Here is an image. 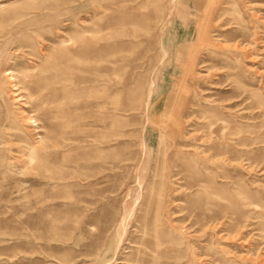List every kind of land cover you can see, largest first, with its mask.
<instances>
[{
    "label": "rangeland",
    "instance_id": "obj_1",
    "mask_svg": "<svg viewBox=\"0 0 264 264\" xmlns=\"http://www.w3.org/2000/svg\"><path fill=\"white\" fill-rule=\"evenodd\" d=\"M136 259L264 264V0H0V264Z\"/></svg>",
    "mask_w": 264,
    "mask_h": 264
},
{
    "label": "bare ground",
    "instance_id": "obj_2",
    "mask_svg": "<svg viewBox=\"0 0 264 264\" xmlns=\"http://www.w3.org/2000/svg\"><path fill=\"white\" fill-rule=\"evenodd\" d=\"M174 3V1H173ZM204 6V5H203ZM175 12H174V11ZM183 11H181L179 9V4L178 2L176 3L175 1V4L172 5V7L165 13V16L161 19V22H160V36L162 37L163 36V39L160 40L161 44H162V51L163 53L161 54V57H160V61H165L166 58H168V55L167 53H169V60H173L175 61L181 54H183L182 52L184 50L187 49V47L189 46L190 44V41H191V37L193 35V28L191 27V25H188L186 24L185 22H183L181 20V18H178L179 15L182 14ZM176 15V16H175ZM173 16L174 19H171L170 20V17ZM176 17V18H175ZM179 19L181 23H177L176 22V19ZM185 19V18H183ZM166 22V23H165ZM176 31V33H174ZM189 31V33L186 35L185 32ZM166 37V40L164 39ZM201 39V38H200ZM199 40V39H198ZM51 48V47H50ZM173 52V53H172ZM182 58V57H180ZM181 61V60H180ZM171 62L170 61H167V64L166 66L164 67V71H165V75L162 77V80L166 79L167 76H168V70H169V66H171ZM188 66V65H187ZM190 66V65H189ZM16 72V71H15ZM14 70L13 69H10V70H7L5 72L6 75H8V77H10L11 80H14L13 82H15L16 80V74H15ZM7 79V78H6ZM19 83L21 82H18L16 81V83H14V85H16V89H19L17 85H19ZM151 83V82H150ZM155 83V80L152 81V83L150 84L149 86V96H148V102H151V99H152V92L154 91V88H155V85H153ZM11 84V83H10ZM13 85V87H14ZM48 87V86H47ZM21 88H24V87H20ZM26 88V87H25ZM25 90V89H24ZM18 91V90H17ZM26 91V90H25ZM27 92V91H26ZM31 93V92H30ZM15 94V93H14ZM18 94V92H17ZM20 94V92H19ZM22 96V94L20 95ZM19 96V97H20ZM18 97V99H19ZM22 97H20L21 99ZM24 98V97H23ZM16 100V99H15ZM24 101V100H23ZM24 105V104H23ZM23 110V109H22ZM23 112V111H22ZM26 112V110H25ZM28 114V112H27ZM12 116V115H11ZM27 116V115H26ZM32 117V116H31ZM25 118V117H24ZM23 118V119H24ZM30 119V118H29ZM38 119V118H37ZM37 119H30L31 121H29V123L31 122H34L35 125L37 126V124H39L37 122ZM28 120V119H27ZM39 121V120H38ZM14 122V121H13ZM28 123V122H27ZM41 125V124H40ZM18 129V128H17ZM20 129V128H19ZM27 129V128H26ZM35 130V129H34ZM23 132V131H22ZM24 133V132H23ZM22 133V134H23ZM25 137V135H24ZM24 142V141H23ZM27 144V143H26ZM40 146V145H39ZM59 146L57 145V148ZM22 148V147H21ZM32 150L35 149L34 147H32ZM31 150V151H32ZM34 153V152H33ZM20 155V154H19ZM30 155V154H29ZM33 155V154H32ZM23 156V155H22ZM36 158V157H34ZM27 162V161H26ZM18 163V162H17ZM29 165V164H28ZM25 168V166H24ZM136 202V201H135ZM148 223H146L144 226L147 227ZM158 226V225H157ZM144 227V228H145ZM160 228V227H159ZM158 228L156 226H153V229H152V232H153V236H157V233H158ZM161 230V229H160ZM144 232L148 233L146 230H144ZM161 232V231H160ZM117 235V234H116ZM113 252V251H112ZM105 260V259H104ZM139 261V260H138ZM137 259L135 261H133L134 263L133 264H136L138 263ZM105 262V261H104ZM109 264V263H108Z\"/></svg>",
    "mask_w": 264,
    "mask_h": 264
}]
</instances>
